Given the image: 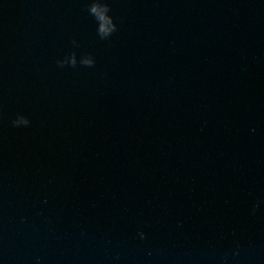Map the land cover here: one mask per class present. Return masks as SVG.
<instances>
[{"label":"water","instance_id":"95a60500","mask_svg":"<svg viewBox=\"0 0 264 264\" xmlns=\"http://www.w3.org/2000/svg\"><path fill=\"white\" fill-rule=\"evenodd\" d=\"M95 2L0 0V264H264V0Z\"/></svg>","mask_w":264,"mask_h":264},{"label":"clouds","instance_id":"9594fccd","mask_svg":"<svg viewBox=\"0 0 264 264\" xmlns=\"http://www.w3.org/2000/svg\"><path fill=\"white\" fill-rule=\"evenodd\" d=\"M110 8L107 4H103V10H101L100 2L97 0V2L93 3L90 7V13L96 18V20L102 21L103 24L100 28L101 32H104L106 34L112 35L115 31H117L116 24L114 23L112 17H107L103 13L109 12ZM110 25V27H109ZM85 63H91L90 61H86ZM30 123V121L24 117L20 116L19 119H17L14 122V125L19 126L21 124L27 126Z\"/></svg>","mask_w":264,"mask_h":264}]
</instances>
